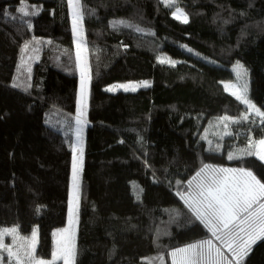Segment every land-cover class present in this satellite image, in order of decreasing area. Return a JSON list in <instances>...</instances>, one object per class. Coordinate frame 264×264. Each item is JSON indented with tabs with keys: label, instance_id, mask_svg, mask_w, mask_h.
<instances>
[{
	"label": "trees",
	"instance_id": "1",
	"mask_svg": "<svg viewBox=\"0 0 264 264\" xmlns=\"http://www.w3.org/2000/svg\"><path fill=\"white\" fill-rule=\"evenodd\" d=\"M80 4L90 88L73 264H173V250L211 237L182 202L204 165L251 171L264 183L262 160L235 155L264 139V122L243 120L222 84L242 65L248 97L264 110V0ZM70 16L69 0H0V228H17L24 243L37 232L42 260L52 259L71 214L81 110ZM167 46L214 73L172 59ZM142 81L150 85L137 92L106 90ZM242 264H264V239Z\"/></svg>",
	"mask_w": 264,
	"mask_h": 264
},
{
	"label": "snow or ice",
	"instance_id": "2",
	"mask_svg": "<svg viewBox=\"0 0 264 264\" xmlns=\"http://www.w3.org/2000/svg\"><path fill=\"white\" fill-rule=\"evenodd\" d=\"M73 8V28L78 31L79 24L83 19L81 12L80 0H69ZM169 7H172V0H166ZM21 12L27 16L29 12L21 9ZM175 18L184 23L188 22V17L179 8H175ZM79 47V44H78ZM27 48V45H25ZM163 59L161 63H164ZM170 62V61H168ZM242 65H237V76ZM85 69H81V116L84 115V107L87 100V80ZM147 87V83L144 85ZM117 87L129 90L128 85H119ZM233 87L225 84V88ZM111 91L112 89H108ZM247 88H244V94H241L240 89L232 92V95L242 104L246 105L247 109L254 111L255 115L262 118L264 122V112L256 107L246 96ZM250 113L246 112L242 119L248 120ZM223 120L232 119L228 116ZM234 123L240 122L239 119L233 120ZM78 124H84L86 121L77 119ZM227 127V125H225ZM81 129L77 130V139L80 140ZM248 155H256L260 160L264 161V139L258 141H249ZM76 149H74L75 151ZM82 151V149H81ZM233 159V156H229ZM81 157L74 156L73 171H72V200L73 203L78 199L79 192V169ZM210 166L204 165L200 172L194 177L195 185L189 181L188 187L192 191L188 194L185 202L205 226L211 231L212 236L220 240L232 254V259L223 257L219 249H215L211 240H206L198 244H192L185 248L177 249L171 252L173 264H242L243 258L251 250L252 244L257 239H264V183H262L251 172L244 169H211ZM224 174L223 176L219 174ZM183 198V197H182ZM12 235L17 238L18 229L13 227L9 230H4L0 233ZM56 250L52 254V264L56 260H63L64 264H72L74 259V234L69 229H64L56 233ZM36 246V236H33L26 241L25 245H20L17 251L0 243V249L6 251L8 257L17 261V264H25L21 260L19 251H23L28 264H45L42 259H37L34 255ZM179 257V259H177ZM0 264H3V258L0 257Z\"/></svg>",
	"mask_w": 264,
	"mask_h": 264
},
{
	"label": "rangeland",
	"instance_id": "3",
	"mask_svg": "<svg viewBox=\"0 0 264 264\" xmlns=\"http://www.w3.org/2000/svg\"><path fill=\"white\" fill-rule=\"evenodd\" d=\"M70 3V2H69ZM70 8H71V16H70V19L72 20V24H73V8H72V5L70 4ZM184 13V12H183ZM185 14V13H184ZM174 15H176V13L174 12ZM73 31H74V28H73ZM82 38H83V29L81 27V23L79 24V28H78V31H74V42H75V51H76V55L79 56L80 58V90H81V69L82 67L85 69V73L86 72V61L84 60V57L82 56V54L84 55V48H83V41H82ZM78 44H79V47H78ZM165 53L171 57L172 59H176V60H181V61H188L190 63H193L195 64L196 66H198L199 68H201L202 70H205L206 72L210 73V74H213L214 70L212 67L208 66V65H205L201 62H199L198 60L186 55L184 52L176 49L175 47L173 46H167L166 50H165ZM87 80V100H86V106L84 107V115L81 116V111H79L78 113V117L79 119L83 120L86 118L87 116V106H88V98H89V88H90V80L89 78H86ZM145 83H147V85L149 86L150 83L148 81H142V82H125V83H116V84H113V85H110L106 88V90L108 92H111V93H116V92H125V93H129V92H137L141 89H144V88H147L145 86H142L144 85ZM222 84L224 85V88H225V84H229V85H232L233 87H229L228 89L225 88L226 92H228L229 94L232 95V92L235 91L236 89H240L241 91V94H244V88L246 86L247 88V91H246V96L247 98L249 99L248 97V86L246 85V82L242 79H240L238 77V79L236 81H223ZM119 85H128L130 86L129 87V90L125 91L124 88L122 87H117ZM108 89H112L111 91H109ZM234 96V95H232ZM235 97V96H234ZM236 98V97H235ZM250 100V99H249ZM251 101V100H250ZM241 102V101H240ZM252 102V101H251ZM253 103V102H252ZM242 104V103H241ZM255 104V103H253ZM243 107H244V111H243V115L248 112L250 113L249 116H254V118H258L260 120H262L261 117H258L255 115L254 111L252 110H249L247 109L246 105L242 104ZM256 105V104H255ZM257 108H259L262 112H264V110L262 108H260L258 105H256ZM79 109L81 110V103H80V94H79ZM233 120H236V119H232L231 121ZM221 123V122H220ZM78 129H81V133H80V140L78 142V139H77V134H76V137H75V142H76V147L74 149H76L74 151V155L75 156H79L81 157V162H80V169H79V175H80V171H81V168H82V163H83V160H82V147H81V139L83 138V133L84 131L86 130V123L84 124H78ZM255 142V141H254ZM245 147H243L244 149ZM236 151L235 152V155L236 156H245V155H248V151H254L256 149H247V150H244L243 151ZM255 157H257L256 155H254ZM258 158V157H257ZM264 162V161H263ZM220 168H225V169H238V168H234L233 166L229 165V166H223V167H220ZM72 169H73V165H72ZM73 171V170H72ZM209 171L211 172V169H209ZM224 174L221 173V176H223ZM188 198V195H184L183 198H182V202L185 204V206H188V204L185 202V200ZM190 209V208H189ZM76 210H77V200L75 203H73V200H72V188H71V214H70V219H69V223H68V227L65 228V229H69L73 234H74V239H75V236H76V231H77V215H76ZM191 211V210H190ZM192 213V212H191ZM194 214V213H193ZM194 216L196 217V215L194 214ZM200 221V220H199ZM201 222V221H200ZM202 223V222H201ZM204 226L205 224L202 223ZM206 227V226H205ZM207 228V227H206ZM9 229H12V228H0V233H2L4 230H9ZM64 230V229H63ZM207 230H209L207 228ZM62 230L56 232V233H59L61 232ZM210 234H211V237L207 240H211L212 241V244H213V247H214V251L215 249H219L220 252L223 254V257H227L228 259H231L229 256H228V253L226 251H224V248L221 246V241L220 240H217L215 237L212 236V233L211 231L209 230ZM35 236H36V246H37V239H38V233L35 232ZM57 236L55 237V245H56V241H57ZM206 241V240H204ZM203 242V241H201ZM0 243H2L3 245H7L8 247L12 248L13 251H17L19 249V246L20 245H25L26 243H24V239L20 238L19 236V232H18V235H17V238L14 239L12 235H8V234H3L2 236H0ZM200 242H197V243H193V244H198ZM192 245V244H191ZM35 246V248H36ZM189 246V245H188ZM187 247V246H185ZM185 247H180V248H185ZM180 248H177V249H180ZM175 249V250H177ZM55 250H56V247H55ZM173 250V251H175ZM172 251V252H173ZM20 252V251H19ZM21 253V252H20ZM35 253V252H34ZM0 257L3 258V264H10L11 262V259L10 257H8V254L6 251H3L2 249H0ZM20 258L21 260L25 261V264H28V261L27 259L25 258L24 259V254L23 255H20ZM170 259L173 263V257L171 256V253H170ZM177 259H179V257H177ZM45 261V264H52V259L51 260H44ZM58 261V260H56ZM55 261V262H56ZM63 261V260H62ZM72 264H73V261H72Z\"/></svg>",
	"mask_w": 264,
	"mask_h": 264
},
{
	"label": "crops",
	"instance_id": "4",
	"mask_svg": "<svg viewBox=\"0 0 264 264\" xmlns=\"http://www.w3.org/2000/svg\"><path fill=\"white\" fill-rule=\"evenodd\" d=\"M187 207V206H186ZM187 209L189 210V208L187 207ZM192 213H193V211H192ZM197 218V217H196ZM199 220V219H198ZM221 246L224 248V251H226L227 253L229 252L228 251V249H227V247L223 244V243H221ZM225 257V256H224Z\"/></svg>",
	"mask_w": 264,
	"mask_h": 264
}]
</instances>
